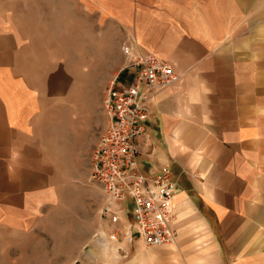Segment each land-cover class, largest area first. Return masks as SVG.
I'll return each instance as SVG.
<instances>
[{
	"label": "crops",
	"instance_id": "obj_1",
	"mask_svg": "<svg viewBox=\"0 0 264 264\" xmlns=\"http://www.w3.org/2000/svg\"><path fill=\"white\" fill-rule=\"evenodd\" d=\"M143 52L176 75L135 139L140 173L178 188L163 246L90 180L104 92ZM61 211L64 264H264V0H0V238Z\"/></svg>",
	"mask_w": 264,
	"mask_h": 264
},
{
	"label": "built area",
	"instance_id": "obj_2",
	"mask_svg": "<svg viewBox=\"0 0 264 264\" xmlns=\"http://www.w3.org/2000/svg\"><path fill=\"white\" fill-rule=\"evenodd\" d=\"M134 81L113 93L108 87L103 95V112L107 125L95 146L90 180L99 184L109 200L121 201L129 196L133 202L132 229L147 246H163L174 241L173 199L177 185L169 168L164 167L147 180L135 159V139L143 133L148 117L146 101L158 88L167 87L176 75L166 61L143 52L130 58ZM145 81L148 92H140ZM103 214L110 215L105 209ZM113 222L116 216H111Z\"/></svg>",
	"mask_w": 264,
	"mask_h": 264
},
{
	"label": "rangeland",
	"instance_id": "obj_3",
	"mask_svg": "<svg viewBox=\"0 0 264 264\" xmlns=\"http://www.w3.org/2000/svg\"><path fill=\"white\" fill-rule=\"evenodd\" d=\"M51 212L39 226L25 235L0 238V264H64L69 253L63 234L71 218L69 212ZM61 214V215H60ZM39 221V220H38ZM65 223V224H63Z\"/></svg>",
	"mask_w": 264,
	"mask_h": 264
},
{
	"label": "bare ground",
	"instance_id": "obj_4",
	"mask_svg": "<svg viewBox=\"0 0 264 264\" xmlns=\"http://www.w3.org/2000/svg\"><path fill=\"white\" fill-rule=\"evenodd\" d=\"M62 85V84H61ZM41 180V179H40ZM42 182V181H41ZM43 183V182H42ZM39 190V189H38ZM25 193V192H24ZM24 204V203H23Z\"/></svg>",
	"mask_w": 264,
	"mask_h": 264
}]
</instances>
